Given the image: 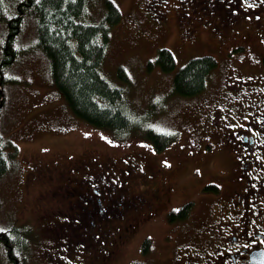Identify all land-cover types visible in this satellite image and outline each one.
<instances>
[{
	"label": "flooded vegetation",
	"instance_id": "af4514ba",
	"mask_svg": "<svg viewBox=\"0 0 264 264\" xmlns=\"http://www.w3.org/2000/svg\"><path fill=\"white\" fill-rule=\"evenodd\" d=\"M169 2L150 0L140 10L150 21L147 10L157 15L155 32L167 34L171 18L181 48L213 45L223 51L224 62L211 89L182 99L196 101L190 110L196 123L187 136L213 143L210 151L198 149L192 155L196 168L210 169L213 162L202 158L217 152L225 164L217 180L199 187L200 200L188 198L166 216V232L152 260L264 264V0ZM30 163L19 171L15 199L23 213L24 199L33 198L34 191L44 205L39 224L47 230L42 237L47 244L41 241V254L49 262L43 264H111L117 250L159 215L158 206L167 207L174 192L171 182L161 178V165L151 169L134 161L114 167L63 156ZM153 244L144 238L140 258L131 264L149 260ZM33 260L31 264L40 263ZM12 264L26 262L15 259Z\"/></svg>",
	"mask_w": 264,
	"mask_h": 264
},
{
	"label": "rangeland",
	"instance_id": "374dc122",
	"mask_svg": "<svg viewBox=\"0 0 264 264\" xmlns=\"http://www.w3.org/2000/svg\"><path fill=\"white\" fill-rule=\"evenodd\" d=\"M5 1L8 6L6 18H13L18 14V0ZM113 1L120 11L121 19L110 30L101 71L105 78L122 89L137 129L114 134L84 123L70 113L52 86L46 58L41 52L31 50L35 40L34 17L29 12L23 14L20 31L12 44L19 52L14 61L2 70L5 81L0 84V140L2 143L11 142L18 152L10 170L0 178V231H5L12 224H24L31 230L37 225L39 236L47 232L39 224L40 210L44 205L36 199V192L34 191L33 198L27 196L24 199V213H21V203L15 199L19 171L28 168L31 161H57L63 156L77 161L92 159L95 164L108 162L114 167L134 161L151 169L152 165H161V178L170 181L174 189L169 197V204L164 210V205L158 206L156 210L160 212L159 215L140 229L126 247L119 248L111 261V264H131L133 258H140L139 245L144 238L149 237L154 241L151 258L144 260L143 264H155L152 253L156 256L160 239L166 232V216L176 211L188 198L200 200L201 196L197 192L199 187L210 180H217L224 172L225 164L221 152H217L211 157L202 158L213 162L210 169L205 166L196 168L198 164H195L194 159L197 157L192 155L199 153L196 151L198 149L210 151L213 143L201 139L194 141L187 136L189 126L196 123L195 115L190 112L196 101L184 103L181 97L172 93V78L190 59L212 56L217 65L206 83L209 91L220 74L224 54L213 45L181 48L171 18L166 23L167 34L152 32L149 19L144 20L145 15L140 12L150 0ZM167 6L169 7L168 4ZM147 11L152 14L149 18L155 22L157 15L151 10ZM102 16V5L94 0L88 9V20L95 23ZM5 37L6 25L0 22V53ZM161 48L169 50L174 57L175 67L171 72H161L157 66L147 69L148 63L154 61ZM262 64L263 61L260 62ZM119 68L127 76L126 81L118 78ZM148 128L173 134L174 139L158 152L144 135ZM201 155L203 154H198ZM189 173H195V178L191 180ZM46 242L47 240L44 243ZM38 243L40 242L37 241ZM39 246L34 255L28 254L26 264L34 262L33 259L40 260L36 264L44 263L40 255L45 244L40 243ZM4 256L5 250L0 243V264H4Z\"/></svg>",
	"mask_w": 264,
	"mask_h": 264
},
{
	"label": "trees",
	"instance_id": "16d2710c",
	"mask_svg": "<svg viewBox=\"0 0 264 264\" xmlns=\"http://www.w3.org/2000/svg\"><path fill=\"white\" fill-rule=\"evenodd\" d=\"M93 1L18 0V14L7 19L8 6L5 0H0V22L6 25V37L0 53V84L5 81L2 70L14 61L19 52L12 44L20 31L22 15L29 12L35 20V40L31 50L41 52L46 58L52 86L70 113L96 128L123 134L137 129V125L126 105L122 89L105 78L101 71L110 30L120 22L121 14L113 0H97L102 5L103 16L98 22H89L88 9ZM148 21L154 32L156 23ZM216 65L215 58L209 55L190 59L174 73L172 93L181 98L201 93ZM153 66H157L161 72L173 71L175 60L172 53L165 48L159 49L154 61L148 63L147 69L150 70ZM117 74L120 80H127L121 68ZM144 132L158 152L174 139L172 134L151 128ZM17 154L14 144L9 141L2 143L0 140V178L10 170ZM171 218L176 217L172 214ZM34 227L36 228L32 231L24 224H12L5 231H0V243L5 250L4 264H12L15 259L20 263L26 262L28 254L36 253L39 246L37 241L41 243L42 240H47L42 238L45 233L39 236L37 225ZM40 256L43 262H49L46 255Z\"/></svg>",
	"mask_w": 264,
	"mask_h": 264
}]
</instances>
